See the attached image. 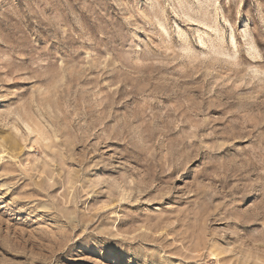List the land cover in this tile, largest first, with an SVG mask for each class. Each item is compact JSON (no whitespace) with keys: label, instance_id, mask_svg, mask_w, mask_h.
I'll list each match as a JSON object with an SVG mask.
<instances>
[{"label":"rangeland","instance_id":"374dc122","mask_svg":"<svg viewBox=\"0 0 264 264\" xmlns=\"http://www.w3.org/2000/svg\"><path fill=\"white\" fill-rule=\"evenodd\" d=\"M0 264H264V0H0Z\"/></svg>","mask_w":264,"mask_h":264}]
</instances>
